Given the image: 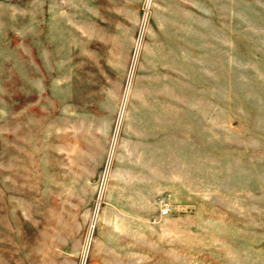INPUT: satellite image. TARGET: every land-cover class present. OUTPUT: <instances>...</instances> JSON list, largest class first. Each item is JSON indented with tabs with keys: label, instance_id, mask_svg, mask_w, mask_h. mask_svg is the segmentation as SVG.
<instances>
[{
	"label": "rangeland",
	"instance_id": "obj_1",
	"mask_svg": "<svg viewBox=\"0 0 264 264\" xmlns=\"http://www.w3.org/2000/svg\"><path fill=\"white\" fill-rule=\"evenodd\" d=\"M0 264H264V0H0Z\"/></svg>",
	"mask_w": 264,
	"mask_h": 264
},
{
	"label": "built area",
	"instance_id": "obj_2",
	"mask_svg": "<svg viewBox=\"0 0 264 264\" xmlns=\"http://www.w3.org/2000/svg\"><path fill=\"white\" fill-rule=\"evenodd\" d=\"M167 209L165 210V213H166Z\"/></svg>",
	"mask_w": 264,
	"mask_h": 264
}]
</instances>
